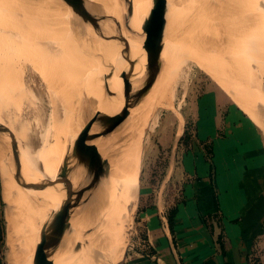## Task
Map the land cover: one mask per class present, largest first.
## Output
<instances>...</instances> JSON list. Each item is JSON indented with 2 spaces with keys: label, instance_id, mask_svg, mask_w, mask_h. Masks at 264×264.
<instances>
[{
  "label": "bare ground",
  "instance_id": "6f19581e",
  "mask_svg": "<svg viewBox=\"0 0 264 264\" xmlns=\"http://www.w3.org/2000/svg\"><path fill=\"white\" fill-rule=\"evenodd\" d=\"M46 1L39 0L34 2L33 0L32 2L35 5L39 4L38 6L45 11L47 10V7L44 6L47 4ZM56 2L71 26L72 47L69 42L66 43L68 46L59 45L60 38L57 36L55 46H58L61 52L57 55V58L50 59L42 53H37L35 58L46 68L48 81L51 88L55 91L54 94L59 93V95H55L56 102H64L63 105L65 104L67 107L74 100L77 102L78 109L77 107L75 108L77 117L74 116L75 119L73 121L74 117L72 115L69 116L67 113L69 108L66 111V108L61 107L63 105L59 104V107H57V103H55V107H53L55 121L52 128L53 126L56 127V134L54 133L55 135H51V138L46 139L47 141L44 149H41L40 157L34 156V152L32 153L19 142L18 150L12 149L8 144L9 136L6 137L0 134L1 176L5 197L11 207V213L9 214V237L11 238V257L9 258H11V264H33L40 228L44 220L48 218L49 213L60 206L64 197L62 183H56L55 181L64 157L69 154L74 136L82 131L86 122L80 119L78 114L79 107L81 109H84L82 107H87L86 115L88 116L90 107L112 114L117 112L116 109L118 107L121 108L123 104V83L119 73L128 65L125 59V55H127L126 45L119 39L102 37L98 29L92 27L88 21L78 15L70 5L65 7V4H62L61 1L56 0ZM176 2L177 0L172 1L173 8L176 9L175 13H181L182 9L176 5ZM183 3L186 6V0ZM86 4L91 11L102 10L117 17L119 20L122 19L124 11L127 10L130 16L128 23L130 28L122 26L121 31L128 41L129 58L135 61L130 80L132 88L136 89L143 82L146 63V52L142 47L144 34L141 30V24L149 12L152 0H127V2L122 0H95V2L86 0ZM187 7L190 13L188 10L186 11L190 16L185 20L187 24L183 28L186 30L185 37L180 39L181 43H184L183 53L190 54L194 51V48H200L204 43L206 49L214 58L210 62L214 61L217 69L227 77L230 71H235L234 67L230 66H234L236 62L242 61V59L249 60V62L258 60L259 64L264 66V0H235L234 2L227 0H199L195 4L192 1ZM16 8L13 7V9L18 10ZM15 10H13L14 14L11 15L13 21L11 20L8 28H5L3 35L6 37L8 34L12 49L26 46L27 48L22 47L24 52L20 55L29 58L28 55L30 53L33 56V51L29 50L31 49L29 43H31L33 35L30 34L31 24L42 23L44 17L39 14L36 18V15L33 14L35 18L32 15H30V18L25 15L27 12L24 11L25 13L23 14V12ZM227 11L229 12L227 13ZM35 12L37 11L35 10ZM22 14L23 16L25 15V18H23ZM26 16L33 23H30V20L28 24ZM77 16L81 18L82 22L79 21L80 18ZM22 18L26 19L24 23H22ZM38 18L42 19L39 20ZM11 22H13L12 25ZM251 23L252 29H248L247 24ZM66 25L68 26V23ZM101 25L106 31H114L113 25L109 20H101ZM39 28L41 27L39 26ZM68 31L70 32V30ZM58 34L60 33L58 32ZM88 44L93 49V52L91 49L92 55L99 53L97 58H92L93 56L88 53L90 52ZM211 50L214 52H210ZM221 65L222 67H220ZM109 71L112 74L107 78L104 77ZM91 77L94 83L93 87L91 86L92 89L88 82ZM2 83L0 82V84ZM105 84L108 85L112 92L111 94H107ZM151 90L152 85L148 92ZM148 92L145 94V99L143 96L140 102L130 109L126 119L109 132V136L97 137L92 140L97 144L100 153L109 162V172L101 178V181L95 187L96 192H94L99 204L98 209L100 210L96 212L98 209L95 205L91 209L92 212L86 215L83 214L85 211L82 213V211L75 210L70 219L71 227L66 230L61 242L51 255L55 264H70L68 263L69 259L72 262L75 261L76 264H112L119 246L110 262L111 252L108 255L105 249L109 246L108 241L116 231L114 228L116 219H119V216L122 215L124 206H127L126 201L130 199L128 161L130 160L129 154L132 148H128L130 140L136 138V130L131 125L136 120V127L140 128ZM67 118L70 119L68 125L65 122ZM3 127L6 128L5 125ZM98 127V123L94 122L91 130H96ZM121 149L127 150L120 151ZM21 150L31 154L35 161L33 162L32 158ZM68 163L71 167L69 178L73 186H75L76 180L80 184L83 183L82 167L77 165L72 158L68 159ZM34 175L46 185L44 188H31L22 185L23 181H39ZM110 187L112 189L107 195V189L109 190ZM44 189L46 193L41 192ZM124 199L125 202L123 203ZM43 204H45V214ZM37 210L40 213V219L39 215L37 216ZM102 220L104 223L98 231ZM89 226H92V228L87 232L85 229ZM127 238L128 231L122 244L117 264ZM24 241H28V244H24ZM76 241L78 242L76 243ZM74 243L77 244L76 249L72 248ZM61 252L64 257L61 256Z\"/></svg>",
  "mask_w": 264,
  "mask_h": 264
},
{
  "label": "rangeland",
  "instance_id": "374dc122",
  "mask_svg": "<svg viewBox=\"0 0 264 264\" xmlns=\"http://www.w3.org/2000/svg\"><path fill=\"white\" fill-rule=\"evenodd\" d=\"M32 1L0 0V82H3L0 84V122L3 126L5 125L9 131L15 132L14 134L19 144L35 152V150L44 149L47 141L46 139L56 134V127L53 126L52 128L55 121V111L53 107H55L54 105L57 103L55 95H59L58 92L54 94L55 91L51 88L48 81L46 68L35 58L36 54L42 53L50 59H56L57 55L61 53L59 47L55 46L57 36L60 38L59 45L61 46H68L66 43L69 42L72 47L73 39L71 26L64 17L56 0H45L47 3L44 5L47 7L45 11L38 6L39 4H34L35 1L38 2L39 0ZM59 1L65 4V7H69L63 0ZM172 1L175 0H167L166 21L159 68L152 84V90L148 92L145 101L146 108L143 119L139 129L136 127V120L131 125V127H134L136 130V138L130 140L128 148H132L129 154L130 160L128 161L130 199H127L128 203L126 201L127 206H124L122 215L119 216V219H116V227L114 225L116 231L113 237L108 241L109 246L105 249L108 254L111 252V256L114 255L118 246L120 247L125 240L127 231L128 235L131 234L128 245L131 242L137 223L136 209L140 193L142 191L145 193L150 191L152 184L153 188L151 191H154L158 184L161 185L165 180L167 181L168 168L173 164H180V156L183 154V143L186 137L188 140L189 137H192L193 140L194 137L198 139L197 135H195L196 128L194 124V119L197 116V106L202 103L207 104V102L214 98V101H216L218 105H220L221 102L222 108L227 101H232L229 97L230 95L235 99L237 97L247 110L264 124V66L260 65L258 60L249 62V60L242 59L244 62L239 60V62H236L237 65L230 66L234 67L235 71H230L227 77L217 69V65L214 61H212L213 64L210 62L214 58L210 55L204 43L200 48H194V51L190 54L183 53L182 48L184 43H181L180 39L181 37H185L186 30L183 28H185L187 24L185 20L190 16V10L188 7L186 8V6L190 5L192 1H194L195 4V2L197 3L199 0H186V6L183 3L184 0H177L176 5L182 9L181 13L178 11H176L178 13H175L176 9L173 8ZM227 1L234 2L235 0ZM21 5L22 7H20ZM13 7H17L16 9L18 10L13 9ZM13 10L21 11L23 14L27 12L25 15H28V17H30V15L34 17L33 14L36 15V18L39 14L44 17L42 23L31 24L30 34L33 35L32 38L30 37L31 43H29V46L31 49L29 50L33 51V56L30 53V55H28L29 58L20 55L24 52L22 50L26 46L12 49L8 34L6 37L3 35V31H5V28H8L10 21H13V17L11 16L14 14ZM35 10L37 12H35ZM67 10L70 11L68 8ZM186 10H188L189 13H187ZM228 12L229 11H227V13ZM24 16L23 18H25ZM28 17L26 16V19ZM77 17L80 18L79 16ZM23 18L22 23L26 20ZM30 18L26 20L28 24L31 20ZM34 18L32 19L35 20ZM38 19L40 20L42 18ZM79 21L82 22L81 18ZM31 22L32 20L30 23ZM12 23L13 22H11V25ZM67 23L68 26L66 25ZM39 26L41 28H39ZM86 26L88 25L86 24ZM247 26L248 29H252V23L247 24ZM67 27L69 28L67 29ZM68 30H70V32ZM58 32L60 34H58ZM62 32L64 33L63 35ZM88 49L90 51L88 53L91 54L92 48L90 44H88ZM210 52L214 51L211 50ZM92 54L91 56H93L92 58L94 59L99 56L98 52L95 53V55ZM235 66H237V68H235ZM220 67H222V65ZM88 82L92 89L94 85L92 77ZM208 93L210 97L207 99L204 98L205 94ZM145 97L146 95H144V99ZM63 103H57V107H59V104L63 105ZM77 106V102L74 100L69 107L65 104L61 107L64 109L66 108V111L69 108L67 111L69 116L72 115L73 117H77L75 112ZM79 108L78 114L80 115V119L84 122L95 110L94 107H90V112L87 116V107H82L84 109H81V107ZM118 108L120 109V107ZM118 108L116 109L117 111L119 110ZM65 122L66 125H68L70 119L67 118ZM263 124L259 123L260 131L264 135ZM184 129L185 132H183ZM52 131L54 132L52 133ZM179 132L180 134H178ZM0 134L5 135V133L1 132ZM109 135L110 133L103 135V137ZM181 137H183V140L180 139ZM186 142L187 144H191L190 140ZM194 142L196 141L194 140ZM8 144L11 147L10 141ZM205 148L207 149V146H205ZM122 150L127 149H121L120 151ZM21 151L23 152V150ZM207 156H210L209 152ZM207 164L210 170L209 173H211L213 171V165L210 161ZM111 189L112 187H110L109 190L107 189V195L110 193ZM94 192H96L95 188L90 192L87 202L82 204L77 210L80 212L82 211V213L85 211L83 214L86 215L92 212L91 209L94 205L97 209L99 208ZM124 202L125 199L123 203ZM6 204L5 201V211L7 208ZM99 210L100 209L96 210V212H99ZM103 223V220L100 221L98 231ZM262 225L264 226V223H262ZM91 228L92 226H89L85 230L88 232ZM9 242L11 248V238ZM77 242L78 241H76V243ZM6 243L7 242H5V252L9 253V244L7 245ZM76 243L72 245L73 249H75ZM252 243L253 246L248 253L249 264H264V229L259 235L254 237ZM24 244H28V241H24ZM60 254L64 257L62 252ZM124 256L125 254L120 264H123ZM9 257H11L10 254ZM9 259L11 262V258ZM69 260L68 263L76 264L75 261L72 262L71 259Z\"/></svg>",
  "mask_w": 264,
  "mask_h": 264
},
{
  "label": "crops",
  "instance_id": "0c3cea01",
  "mask_svg": "<svg viewBox=\"0 0 264 264\" xmlns=\"http://www.w3.org/2000/svg\"><path fill=\"white\" fill-rule=\"evenodd\" d=\"M229 97L232 101L222 108L214 98L197 106L198 139L189 137L187 144L185 136L180 164L168 168L167 181L140 193L136 228L118 264L124 254L123 264H249L254 237L264 229L263 123L236 96ZM40 152L35 150L34 156ZM10 208L0 169V264H11ZM122 244L112 264H117Z\"/></svg>",
  "mask_w": 264,
  "mask_h": 264
},
{
  "label": "water",
  "instance_id": "95a60500",
  "mask_svg": "<svg viewBox=\"0 0 264 264\" xmlns=\"http://www.w3.org/2000/svg\"><path fill=\"white\" fill-rule=\"evenodd\" d=\"M71 6V8L80 15L85 21H88L94 28L98 29L99 34L104 38H116L126 45L125 59L127 67L120 71L119 75L122 78V94L123 104L121 108L112 114L94 110V113L86 120L81 132H78L74 137L69 154L62 161L56 183H62L64 189V197L60 206L49 213V216L44 220L39 233V240L36 247L33 264H55L51 255L58 247L61 239L71 227V216L75 210L89 199V194L101 181L103 176L109 172V162L104 157L97 144L92 140L97 137L109 134L128 116L130 109L136 106L143 96L148 92L153 84L159 68L160 55L162 50V40L166 21L167 0H152V5L147 16L143 19L141 30L144 34L142 47L146 52L145 76L142 84L136 89L132 88L131 72L135 61L129 58V45L127 38L122 34V26L130 28L127 10L124 11L122 19L107 14L102 10L91 11L86 4V0H63ZM127 2V0H122ZM101 20H109L114 28V31H106L102 28ZM109 34V35H108ZM112 74H105L108 77ZM107 94H111L108 85L105 84ZM98 123L99 127L96 130H91L93 123ZM0 132L9 136L11 148L18 150V139L15 134L0 124ZM3 135V134H1ZM72 158L77 165L82 167V175L84 181L77 187L73 186L69 178L68 159ZM24 187L44 188L46 185L41 181H23ZM77 244L75 245L76 249Z\"/></svg>",
  "mask_w": 264,
  "mask_h": 264
},
{
  "label": "trees",
  "instance_id": "16d2710c",
  "mask_svg": "<svg viewBox=\"0 0 264 264\" xmlns=\"http://www.w3.org/2000/svg\"><path fill=\"white\" fill-rule=\"evenodd\" d=\"M183 132H185V129H184V131ZM170 219V218H169Z\"/></svg>",
  "mask_w": 264,
  "mask_h": 264
}]
</instances>
